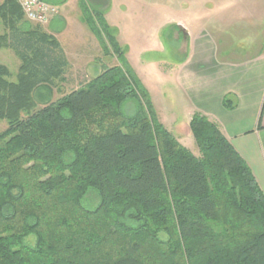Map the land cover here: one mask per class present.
I'll use <instances>...</instances> for the list:
<instances>
[{"label": "trees", "instance_id": "obj_1", "mask_svg": "<svg viewBox=\"0 0 264 264\" xmlns=\"http://www.w3.org/2000/svg\"><path fill=\"white\" fill-rule=\"evenodd\" d=\"M83 5L120 65L36 109L33 94L66 80L68 62L17 0L0 4V49L21 61L17 82L0 67V264H264V192L247 162L200 113V156L182 145L104 13L95 25ZM223 105L235 109L230 96Z\"/></svg>", "mask_w": 264, "mask_h": 264}, {"label": "rangeland", "instance_id": "obj_2", "mask_svg": "<svg viewBox=\"0 0 264 264\" xmlns=\"http://www.w3.org/2000/svg\"><path fill=\"white\" fill-rule=\"evenodd\" d=\"M4 1L0 0V4ZM83 1L88 5L89 15L93 20L95 19V25L98 24L97 11L104 13L107 22L106 16L111 20L113 25L109 22L108 24L112 35L120 43L129 65L148 90L159 122L182 145L196 156H200L190 130V123L182 124L187 120L189 107L175 88L171 71L187 57L190 30H180L175 27L163 28L164 30L160 28L167 20H173V0H116L115 10H112V0H77L81 10V20L94 35L95 47L88 51L87 56L84 53L71 55V66L65 75L66 80L60 81L53 90L42 88L33 94L36 109H41L50 102L56 103L73 90L85 86L97 78L105 67L120 65L107 37L98 36L87 24ZM182 1L186 3L188 10L197 12L192 15L183 14L187 19H194L196 16L195 18L201 17L204 20L206 13L210 11L209 32L216 40L222 41L223 47L228 46L230 50L235 51L233 57L252 56L263 45L264 0ZM190 6L192 7L189 8ZM186 7L182 6V9L186 10ZM24 19L31 26H39L42 30L51 23L33 22L25 15ZM227 20L230 23L228 24L230 34L223 30V23H227ZM4 34L8 35V31L0 16V35ZM104 46H107V49ZM20 66L19 59L13 55L10 48L0 49V67L7 69L6 79L9 82H17ZM126 113L130 116L134 115V102L126 105ZM7 128V121H0V132H4ZM88 201L93 208L99 204V198L93 192L88 195Z\"/></svg>", "mask_w": 264, "mask_h": 264}, {"label": "crops", "instance_id": "obj_3", "mask_svg": "<svg viewBox=\"0 0 264 264\" xmlns=\"http://www.w3.org/2000/svg\"><path fill=\"white\" fill-rule=\"evenodd\" d=\"M44 1L60 9L59 16L43 32L59 43L69 65L68 71L71 55L84 53L87 56L95 47L94 35L81 20L77 0ZM112 6L115 10L116 0H112ZM182 6L187 5L182 0H173V20H167L160 27L190 30L187 57L171 70L175 88L189 107L187 120L182 124L189 125L196 113L215 122L247 162L264 192V43L252 56L233 57L235 51L223 47L222 41L209 32L210 11L204 20L196 16L187 19L183 14L197 12L187 7L183 10ZM228 24V20L223 23V30L230 34ZM34 28L40 27L32 25ZM10 51L19 59L12 49ZM227 96L233 99L235 109L229 110L223 105Z\"/></svg>", "mask_w": 264, "mask_h": 264}, {"label": "built area", "instance_id": "obj_4", "mask_svg": "<svg viewBox=\"0 0 264 264\" xmlns=\"http://www.w3.org/2000/svg\"><path fill=\"white\" fill-rule=\"evenodd\" d=\"M25 17L30 21L48 24L58 14L59 8L42 0H17Z\"/></svg>", "mask_w": 264, "mask_h": 264}]
</instances>
